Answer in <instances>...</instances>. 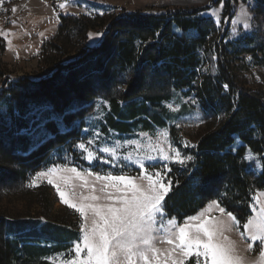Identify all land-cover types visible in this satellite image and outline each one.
Here are the masks:
<instances>
[{"label": "trees", "instance_id": "16d2710c", "mask_svg": "<svg viewBox=\"0 0 264 264\" xmlns=\"http://www.w3.org/2000/svg\"><path fill=\"white\" fill-rule=\"evenodd\" d=\"M254 1V21L264 27V0ZM233 3H226L227 10ZM204 11L163 9L155 14L121 9L109 18L61 17L58 31L41 49L40 66L49 71L40 79L9 77L1 59L5 44L0 40V192L12 190L5 182L17 183L23 191L31 174L54 166V155L81 139L94 102L104 101L121 119L134 121L150 115V105L160 107L171 99L172 91H179L185 97L194 94L220 123L196 146L184 150L179 130L173 128V143L183 156L193 159L171 167L165 212L184 221L216 201L243 226L252 215L256 192L264 191V96L238 86L243 64L236 67L235 62L247 54L264 67V38L247 37L248 46L258 41L256 48L228 54L229 26L220 35L216 23L202 18ZM173 27L194 31L191 39ZM91 32H103L104 39L99 47L87 49ZM151 120L164 125L157 115ZM76 121L81 123L73 126ZM41 123L46 135L36 127ZM30 125L38 138L35 146L32 135L17 134ZM238 141L241 146L234 150ZM247 148L262 163L258 176L248 171ZM57 226L62 225L0 219V264H48L43 258L51 248L32 246L27 239L47 236L57 250L70 241L64 226ZM46 228L52 229L45 232Z\"/></svg>", "mask_w": 264, "mask_h": 264}, {"label": "rangeland", "instance_id": "374dc122", "mask_svg": "<svg viewBox=\"0 0 264 264\" xmlns=\"http://www.w3.org/2000/svg\"><path fill=\"white\" fill-rule=\"evenodd\" d=\"M228 1L223 0V7L220 8V0H0V40L5 44L6 49L1 58L2 64L7 68L9 77L44 78L48 75L49 70L40 66V52L44 44L58 31L61 17L105 16L109 18L115 15L114 12L119 14L121 9L126 11H150L155 14L161 13L163 9H206L202 13V18L210 19L216 23L220 28V35L229 26V33L225 40V46L230 47L228 54L234 53L235 50L244 51L256 48L258 41H255L251 46H248V42L245 41L247 37L256 34H259L258 38H264V27L257 25L254 21L255 1L233 0L232 9L227 10L226 3ZM61 3H66L67 7L60 9L59 5ZM116 8H118L117 11ZM12 9H16V11H12ZM213 9H219L217 13L220 18L219 23L217 22V15L213 14ZM244 9L247 10L248 16H245ZM233 22H235V25H233ZM246 23L249 25L248 28H245ZM173 31L185 35L189 39H191L194 32L184 33L176 27H173ZM90 34L87 49L99 47L103 42L104 33L91 32ZM9 41H11V44H9ZM213 59L209 62L211 72L216 56ZM241 64L243 65L241 66ZM235 66L242 67L241 81L238 86L245 90L258 91L264 96V67L257 65L256 61H253L251 56L247 54L240 55L237 63L235 62ZM204 69L207 70V67ZM1 85H3V81H0V89ZM150 108V115H143L140 117L141 120L127 121L121 119L119 114L111 112L106 102H94L93 112L85 121L79 142L67 148L60 155H54L53 159L56 160L54 166L40 172L47 173L51 168L57 167V177H64V180L61 181L62 190L70 196L74 203L79 202L83 197L94 194L103 195L99 192L100 182L95 181L94 176L87 175L89 171L94 173L99 171L102 175L110 171L112 175H118L121 174L119 168L116 167L119 164L120 167L124 168L123 174L127 177L139 176L141 172L138 171V165H134V160L137 155L143 159L146 154H153L149 149L150 143L152 145L159 143L165 148L171 145L172 148L180 151V146H175L172 140L174 127L179 130L178 134L184 150L196 146L201 136L214 130L220 123V120L212 112H207L202 108L194 94L185 97L182 92L172 91L171 99L168 102L160 107L150 105ZM153 115L161 118L164 125L154 123L151 120ZM79 123L81 122L76 121L72 125L77 126ZM164 131L167 132V137L157 135ZM94 133L99 135L94 137ZM141 133H147V136L141 135ZM88 141H92L89 147L102 158L101 160L90 161L84 159L86 153L82 152L77 145L81 142L87 144ZM137 141L139 147H137ZM240 146L241 144L238 141L233 149L236 150ZM104 147H115L119 159H113L112 163L102 162L111 159L108 152L101 151ZM129 153L132 154L133 160H124V157ZM180 153L183 156L182 151ZM249 156H251V159H248ZM244 160L251 174L260 175L262 163L249 148L246 150ZM78 161H81V163ZM189 162L187 161L184 165L189 164ZM163 164V161L156 163V170H159ZM175 165L184 166L173 161L167 162L168 168ZM64 166L76 167L78 171H81V177L63 171ZM153 171V169H148V173ZM168 174L169 172H161L166 185ZM36 175L37 173L29 176V182L24 185L26 189H23V191L17 183L11 185V183L5 182L8 188L10 187L13 191L8 192L5 188L3 192H0V219L5 220L7 223L31 220L40 222L41 226L48 224H51V226L55 224L64 226L70 241L66 244L62 243L60 247H57V250L55 249L56 243L52 242V239L47 236L42 239H27L32 246H45L47 244L51 248V252L43 260L48 264H61L64 257L69 254L73 243L79 242L82 235L80 228L82 218L75 209L60 200L55 186L47 183V176L37 180L35 186H29ZM93 185L96 191H93ZM259 193H264V191H257L254 198L264 200V196H259ZM254 198L251 207L252 215L255 214L253 205H255L257 211L259 209V205L255 203ZM209 205H212V202L208 203L194 216H199L201 212H204L207 219L220 218L231 224L232 230L225 232V235L235 243L237 255L243 259L244 264H260V242L250 241L248 233L240 223L237 226L228 221L227 211L224 215H221L217 207L213 205L209 208ZM175 220L182 226L188 218L184 221ZM196 223L199 222L193 221V224ZM51 229L46 228L45 232ZM39 230L44 234V228H39ZM249 243H252L251 250L248 247ZM157 247L167 249L170 246L167 243H158ZM193 261L194 258H189L185 264H193Z\"/></svg>", "mask_w": 264, "mask_h": 264}, {"label": "snow or ice", "instance_id": "6c2138e0", "mask_svg": "<svg viewBox=\"0 0 264 264\" xmlns=\"http://www.w3.org/2000/svg\"><path fill=\"white\" fill-rule=\"evenodd\" d=\"M59 7L65 9L67 5L61 3ZM222 7L223 0H220V8ZM218 11L219 9H213L219 23ZM244 14L248 16L246 9ZM248 27L246 23L245 28ZM36 127L41 130V134L46 135L43 123ZM17 134L32 135L33 146L38 142L37 134L31 130V125L29 128L19 129ZM93 135L95 137L99 134ZM141 135L147 136V133ZM157 135L167 137V132ZM91 143L92 141L87 144L81 142L77 147L86 153L84 159L101 160L102 158L89 147ZM136 144L139 147L138 141ZM149 149L153 154H146L143 159L137 155L134 160V165H138V171L141 172L139 176L127 177L123 174L124 168L119 164L116 165L121 173L118 175H112L110 171L103 175L99 171H89L87 175L94 176L95 181L100 182L99 192L103 195L83 197L75 203L62 190L61 181L64 177H57V167L51 168L47 173H37L29 186H35L37 180L47 176V183L55 186L60 200L75 209L82 218V235L79 242L73 243L61 264H185L189 258H194L193 264H244L243 259L237 255L235 243L225 235V232L232 230L231 224L220 218L207 219L205 213L201 212L199 216L188 218L181 226L164 211L165 196L171 189L172 181L167 180L166 185L161 172L171 171V168L167 167L168 161L184 165L193 157L181 156L180 151L171 145L165 148L159 143H150ZM101 151L108 152L111 158L102 162L112 163L113 159H119L115 147H104ZM248 159H251V156ZM124 160L132 161V154L129 153ZM159 161L164 164L156 170V163ZM148 169L154 171L148 173ZM63 171L74 173L77 177L82 175L76 167L64 166ZM93 191H96L94 185ZM258 195L264 196V193ZM254 200L259 209L257 211L253 205L255 214L247 218L243 228L250 241L260 242V264H264V200ZM213 205L219 209L221 215L225 214V208L220 207L218 202L213 201L209 208ZM226 216L228 221L239 226V221L232 212H227ZM193 221L199 223L193 224ZM158 243H167L170 247L161 249L157 247ZM248 247L251 250L252 243H249Z\"/></svg>", "mask_w": 264, "mask_h": 264}]
</instances>
